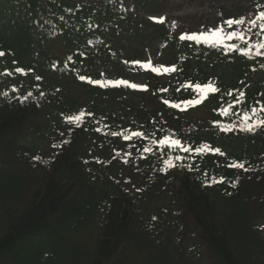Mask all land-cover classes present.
<instances>
[{
    "label": "trees",
    "instance_id": "trees-1",
    "mask_svg": "<svg viewBox=\"0 0 264 264\" xmlns=\"http://www.w3.org/2000/svg\"><path fill=\"white\" fill-rule=\"evenodd\" d=\"M128 1L148 14L161 0ZM252 5L264 10V0ZM181 34L105 2L0 0V264H197V253L207 264H264V130L239 127L264 102V57ZM152 41L159 73L134 63ZM109 69L130 83L141 75L146 90L87 82ZM208 82L219 91L195 90ZM232 90L245 92L243 105L230 107ZM38 135L50 151L32 145ZM165 136L182 147H162ZM152 201L170 206L155 215Z\"/></svg>",
    "mask_w": 264,
    "mask_h": 264
},
{
    "label": "snow or ice",
    "instance_id": "snow-or-ice-1",
    "mask_svg": "<svg viewBox=\"0 0 264 264\" xmlns=\"http://www.w3.org/2000/svg\"><path fill=\"white\" fill-rule=\"evenodd\" d=\"M156 19L158 23H164V18H153ZM235 28H238L239 31L234 30ZM231 30V31H228ZM256 30V31H254ZM248 33H252V36H259L260 39L258 41H253L252 36H249ZM227 38L228 40H232L233 38L239 39L240 41L243 42V47L237 48L236 45H224L223 41L224 38ZM179 40L185 41V42H194L196 44H208L211 47H226L230 51H239L241 55L244 57H251L253 53L255 54L256 57H264V10L259 11L254 15L253 18H248L245 16L239 17V18H227L223 20V22L214 27L213 29H210L208 31H203V32H194L191 34H181L179 35ZM5 52L0 51V57H4ZM69 60L72 59V57L68 58ZM138 64L141 68H146V69H151L152 72H157L159 73L161 69L153 67L151 63H142L139 61L134 62ZM261 67H264V63L261 64ZM17 72L26 75L27 73L23 68H17ZM30 71V70H29ZM176 71L175 67H164L163 72L164 73H170ZM4 75H10L11 73L5 72L3 73ZM36 80H40V76L35 77ZM81 81L86 80V77L84 75H81L79 77ZM87 82L90 84L94 85H99L101 87H109L111 86H120L123 85L124 87H128L131 89H142L146 90V86H139L136 83H129L127 80H108V81H100V80H92V79H87ZM189 87H192L189 85ZM195 90L198 93H216L219 91V88L215 86L213 83L208 82L206 84H195L194 85ZM15 91V90H14ZM238 91V95H235V92ZM227 95H234V101L230 107L236 105V104H241L243 105L245 103L246 97H245V92L242 90H232L226 93ZM31 93H29V96ZM43 95V93H41ZM27 99V97H25ZM166 104L169 103V101H165ZM188 105H196L201 103V100L198 98L190 99L186 102ZM257 106H252L249 108L248 111H246L242 117L241 124L239 125L240 130L244 132H249L253 133L256 132L258 129L259 130H264V102L257 100L256 101ZM171 107L173 108H179V104H172ZM228 114V110H225V115ZM91 115V113H89ZM82 116H84V113H80L79 115H74L70 116L67 118V122L69 124L73 123H79L81 121ZM238 125L233 124L230 128L224 129V131H231L234 128H236ZM113 136L120 135L119 133L113 132ZM133 136H143V133L141 132H134L132 133ZM125 140L131 139L130 136H124ZM156 143V141H154ZM158 143L164 147V146H170V147H182L181 141L179 139H171L168 136H165L163 139H160ZM209 146L205 145L204 148L207 149ZM144 151L150 152L151 149L145 148ZM184 152H190L191 149L184 147L183 148ZM197 153H200L203 151V149H196L195 150ZM214 151L218 154L222 153L220 152V149H214ZM183 157L181 156H176L175 160H182ZM165 166L167 168H173L176 167V165L173 163L171 159H166L163 161ZM187 167L192 168V165H188ZM233 167H237L240 169H245V166L243 163H238L233 165ZM235 187V185H233Z\"/></svg>",
    "mask_w": 264,
    "mask_h": 264
},
{
    "label": "rangeland",
    "instance_id": "rangeland-1",
    "mask_svg": "<svg viewBox=\"0 0 264 264\" xmlns=\"http://www.w3.org/2000/svg\"><path fill=\"white\" fill-rule=\"evenodd\" d=\"M83 2L84 4H99L105 2L108 5L114 7H121L131 14H137L140 18L145 19L149 22L158 23L156 19L153 18H164V21H173L176 24L178 32L181 33H194L203 32L209 28H214L220 25L223 20L227 18H239L242 16L253 18L255 11L253 8V0H161L157 3L154 11L151 14H146L141 12L138 7L128 0H76ZM234 30L239 31L238 28ZM231 31V30H228ZM252 36V33H248ZM226 38V37H225ZM236 39V38H235ZM238 40V39H237ZM161 46L157 45L155 41L147 44V50L143 52H137L134 54V58L142 63L156 64L160 60L161 56ZM105 81L117 80V73L108 70V72L102 74ZM121 80V79H120ZM126 80V78H123ZM128 81V80H127ZM133 83L139 86L144 85V78L137 74L134 77ZM139 89V88H138ZM80 95V89L77 91ZM110 97H113L110 94ZM193 116H198L199 121L202 123L206 120V114L199 112L194 113ZM139 132V131H138ZM130 134L129 136H131ZM33 139L31 137L26 138V142H31ZM32 145H35L40 150L50 151L47 142L40 136H35V141H32ZM143 202V201H142ZM169 207L170 205L166 201L163 205L162 202H151L147 204L148 211L153 214H157L156 209ZM195 239L191 236L190 242ZM194 243V242H193ZM195 243L197 244L196 240ZM198 261L197 264H207V261L202 258L201 253H197Z\"/></svg>",
    "mask_w": 264,
    "mask_h": 264
}]
</instances>
